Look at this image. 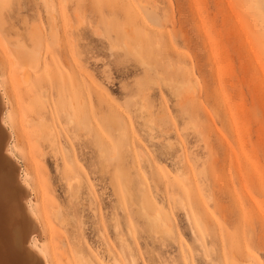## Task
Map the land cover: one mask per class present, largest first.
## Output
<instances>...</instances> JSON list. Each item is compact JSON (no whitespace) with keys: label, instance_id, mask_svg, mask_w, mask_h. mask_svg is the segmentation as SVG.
Instances as JSON below:
<instances>
[{"label":"rangeland","instance_id":"1","mask_svg":"<svg viewBox=\"0 0 264 264\" xmlns=\"http://www.w3.org/2000/svg\"><path fill=\"white\" fill-rule=\"evenodd\" d=\"M44 1L1 4L0 261L264 264V0Z\"/></svg>","mask_w":264,"mask_h":264},{"label":"bare ground","instance_id":"2","mask_svg":"<svg viewBox=\"0 0 264 264\" xmlns=\"http://www.w3.org/2000/svg\"><path fill=\"white\" fill-rule=\"evenodd\" d=\"M4 2V0H0V18H1V9H2V3ZM43 2H45L44 0H43ZM46 5V4H45ZM47 6V5H46ZM48 7H46V9H47ZM48 10V9H47ZM53 14V13H52ZM54 15V14H53ZM52 32H53V30H52ZM38 34L36 33V35L34 34L33 35V37L35 36V38H36V36H37ZM32 37V38H33ZM38 37H40V36H38ZM40 39V38H39ZM33 41H34V39H33ZM37 41V43L36 44H39V41H38V39L36 40ZM41 41V40H40ZM35 44V48H36V45ZM34 48V49H35ZM19 52H24L23 50H18ZM25 53V52H24ZM21 54V53H20ZM18 55V54H16V55H18V56H21V55H23V54H21V55ZM37 56V55H36ZM17 57V56H16ZM21 57H23V56H21ZM21 57H20V60H22L21 59ZM18 62H20V61H18ZM22 62H24L25 63V61H24V59H23V61ZM27 63V62H26ZM42 122V121H41ZM41 122H39V123H41ZM3 124H5V121L3 120ZM42 125H43V123H42ZM44 125H45V123H44ZM44 125L42 126V128L44 127ZM40 127H41V125H39ZM45 129H46V131H48V127L46 128V127H44ZM43 134H45V135H47L48 133H43ZM44 135V136H45ZM48 138V137H47ZM10 151V150H9ZM11 152V151H10ZM10 152H7L8 154L10 153ZM6 183V182H5ZM22 184L24 185V186H26V184H25V182L22 180ZM28 212H29V214L33 217H35V212L31 209V208H28ZM0 235H5V226L3 225V223H2V219H1V217H0ZM31 247H32V249L34 250V252H36V254H38V256H40L41 258H45V256H44V252H43V250L39 247V246H37V245H35V244H32L31 245ZM6 251V250H5ZM5 251L2 249V247H1V245H0V254L1 255H3V257H4V255H5ZM8 255L11 257V260H12V262H13V264H17V262H15V260L13 259V257H12V255L11 254H9L8 253ZM2 260H4V258L2 259ZM2 260L0 261V264H3V262H2ZM45 264H46V262H45Z\"/></svg>","mask_w":264,"mask_h":264}]
</instances>
